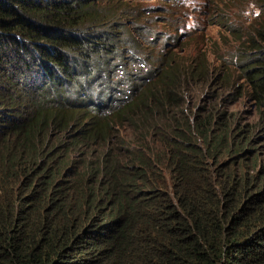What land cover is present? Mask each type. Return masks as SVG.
<instances>
[{
  "label": "trees",
  "instance_id": "trees-1",
  "mask_svg": "<svg viewBox=\"0 0 264 264\" xmlns=\"http://www.w3.org/2000/svg\"><path fill=\"white\" fill-rule=\"evenodd\" d=\"M251 2L258 22L214 74L173 50L140 69L143 28L121 0H0V264H264V0ZM212 76L219 92L190 109L183 93ZM226 93L254 119L218 111ZM126 123L138 142L113 140Z\"/></svg>",
  "mask_w": 264,
  "mask_h": 264
},
{
  "label": "rangeland",
  "instance_id": "rangeland-1",
  "mask_svg": "<svg viewBox=\"0 0 264 264\" xmlns=\"http://www.w3.org/2000/svg\"><path fill=\"white\" fill-rule=\"evenodd\" d=\"M104 0H102L103 2ZM124 2L122 16L125 21L135 18L137 24L141 25L143 35L136 34L143 50H140L139 63L145 64V52H148L151 59L157 58L162 52H169L173 49L176 58L186 62L191 61L195 54L204 53L210 67H214L213 73H221L220 63L224 64L235 54L238 44L236 36L240 30L242 38L258 22V11L251 0H121ZM221 8L226 12L223 13ZM213 12H215L213 14ZM215 20L224 22L221 25ZM225 20L231 22L230 26L237 27L238 31L230 33L226 30ZM150 27L149 30L146 28ZM145 39V40H144ZM143 68V67H141ZM213 74V75H214ZM217 77H214L216 79ZM218 80V79H216ZM218 82L212 79L207 86L196 87L183 93L185 104L190 109L199 106H207L208 95L212 88H217ZM197 91V92H196ZM227 91V90H226ZM234 93L223 94L217 102L224 97L217 105L218 111L231 112L236 120H253L255 115L254 106L242 95L233 99ZM207 98V99H206ZM224 115V114H223ZM144 124V122H142ZM112 129V137L117 141L120 134L124 140L136 141L142 132V128H135L132 124L119 125ZM115 134V136H113ZM161 136V132H157ZM122 138V137H121ZM261 141V140H260ZM155 142V141H153ZM262 142H264L262 140ZM92 147L100 148L96 144ZM226 156L220 160H225ZM211 163V157H208Z\"/></svg>",
  "mask_w": 264,
  "mask_h": 264
},
{
  "label": "clouds",
  "instance_id": "clouds-1",
  "mask_svg": "<svg viewBox=\"0 0 264 264\" xmlns=\"http://www.w3.org/2000/svg\"><path fill=\"white\" fill-rule=\"evenodd\" d=\"M257 8V7H256ZM257 11H258V9H257ZM173 50V49H172ZM138 61V60H137ZM139 63V62H138ZM139 65L141 66V67H146L147 65H148V63H147V61L145 60V64H143V63H139ZM143 68H140V69H143ZM122 137V138H121ZM117 141H121V142H130V143H134V141H128V140H124V138H123V136L120 134L119 136H117ZM139 140H136L135 142H138ZM134 165V164H133Z\"/></svg>",
  "mask_w": 264,
  "mask_h": 264
}]
</instances>
